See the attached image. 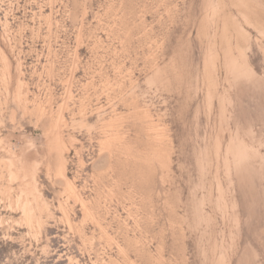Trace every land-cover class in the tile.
Here are the masks:
<instances>
[{"label": "rangeland", "instance_id": "rangeland-1", "mask_svg": "<svg viewBox=\"0 0 264 264\" xmlns=\"http://www.w3.org/2000/svg\"><path fill=\"white\" fill-rule=\"evenodd\" d=\"M0 264H264V0H0Z\"/></svg>", "mask_w": 264, "mask_h": 264}]
</instances>
